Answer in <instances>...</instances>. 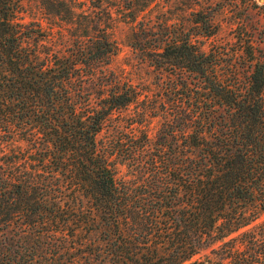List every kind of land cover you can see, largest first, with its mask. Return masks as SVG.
I'll return each instance as SVG.
<instances>
[{
	"label": "trees",
	"instance_id": "obj_1",
	"mask_svg": "<svg viewBox=\"0 0 264 264\" xmlns=\"http://www.w3.org/2000/svg\"><path fill=\"white\" fill-rule=\"evenodd\" d=\"M155 1L0 0V264H264V48Z\"/></svg>",
	"mask_w": 264,
	"mask_h": 264
},
{
	"label": "rangeland",
	"instance_id": "obj_2",
	"mask_svg": "<svg viewBox=\"0 0 264 264\" xmlns=\"http://www.w3.org/2000/svg\"><path fill=\"white\" fill-rule=\"evenodd\" d=\"M201 9H210L208 10L210 13H215L216 22L220 27L217 40L222 43L229 42L238 33L237 28L242 26V38L245 41L251 39L260 48H264V0H156L138 21L143 20L145 23L156 25L163 21L182 23L187 21L190 13ZM113 17L112 34L119 45V53L103 71L108 76L110 73H116L136 84L146 85L153 91L150 93L152 96L158 91L154 85L155 73L140 59V55L131 44L132 32L136 25L126 22L122 14H114ZM213 40L205 45L206 50H209L210 42ZM161 122L162 119L155 118L147 125L151 137L157 134ZM125 175V167H120L119 178H125Z\"/></svg>",
	"mask_w": 264,
	"mask_h": 264
}]
</instances>
